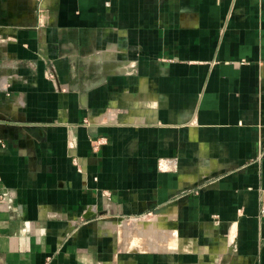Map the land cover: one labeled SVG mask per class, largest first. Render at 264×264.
Masks as SVG:
<instances>
[{"label": "crops", "instance_id": "1", "mask_svg": "<svg viewBox=\"0 0 264 264\" xmlns=\"http://www.w3.org/2000/svg\"><path fill=\"white\" fill-rule=\"evenodd\" d=\"M262 196L264 0H0V264H264Z\"/></svg>", "mask_w": 264, "mask_h": 264}, {"label": "rangeland", "instance_id": "2", "mask_svg": "<svg viewBox=\"0 0 264 264\" xmlns=\"http://www.w3.org/2000/svg\"><path fill=\"white\" fill-rule=\"evenodd\" d=\"M259 158L257 157L255 160L258 161ZM201 186L202 184L196 189L198 190ZM260 200V210L264 211V196ZM169 207L170 205H164L148 213L139 214L138 217L126 216L125 226L118 227L116 233H112L119 242L116 250L126 249L132 252L155 253L191 252L190 246L186 243H180V239L185 236L184 232L187 233V229L182 225L179 216L168 211ZM211 216L214 219L218 218L217 214ZM136 224L139 225L136 227Z\"/></svg>", "mask_w": 264, "mask_h": 264}, {"label": "built area", "instance_id": "3", "mask_svg": "<svg viewBox=\"0 0 264 264\" xmlns=\"http://www.w3.org/2000/svg\"><path fill=\"white\" fill-rule=\"evenodd\" d=\"M47 77L50 78V79H53V78L55 77V74L53 73V71H48V72H47ZM92 142H94L95 145H96V144L100 143V140L95 139V140H93ZM4 197H5V196H4ZM2 198H3V197H2Z\"/></svg>", "mask_w": 264, "mask_h": 264}]
</instances>
